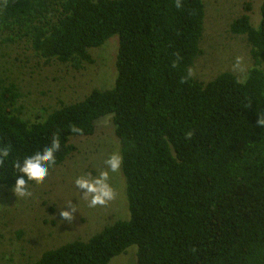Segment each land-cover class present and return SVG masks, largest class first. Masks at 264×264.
<instances>
[{"label": "trees", "instance_id": "trees-1", "mask_svg": "<svg viewBox=\"0 0 264 264\" xmlns=\"http://www.w3.org/2000/svg\"><path fill=\"white\" fill-rule=\"evenodd\" d=\"M203 20V0H0V44H25L45 63L80 67L118 35L111 87L31 118L0 71V186L54 140L48 172L62 164L70 137L92 134L104 115L120 144L129 217L30 264H108L130 245L135 264H264V0L257 26L246 13L229 24L250 46L244 80L192 76Z\"/></svg>", "mask_w": 264, "mask_h": 264}, {"label": "rangeland", "instance_id": "rangeland-1", "mask_svg": "<svg viewBox=\"0 0 264 264\" xmlns=\"http://www.w3.org/2000/svg\"><path fill=\"white\" fill-rule=\"evenodd\" d=\"M262 0H203L204 20L199 42L201 54L190 73L208 82L228 71L244 80L254 64L244 35L232 34L229 24L246 13L253 26L260 20ZM118 35L89 49L92 60L80 67L57 61L45 63L25 44H0V71L14 78L22 91L19 104L24 115L32 117L44 109L81 100L93 88H109L116 74ZM264 67L261 62L259 66ZM74 151L62 164L52 167L46 178L27 184L30 195L20 196L12 188L0 186V264H30L43 251L74 239L87 240L103 227L129 217L125 181L121 168L112 171L106 161L120 156L111 114L99 117L92 134L71 136ZM107 172V183L114 192L105 204L90 206L75 180L81 176L98 178ZM71 208L70 219L62 211ZM136 245L112 257L108 264H135Z\"/></svg>", "mask_w": 264, "mask_h": 264}, {"label": "clouds", "instance_id": "clouds-1", "mask_svg": "<svg viewBox=\"0 0 264 264\" xmlns=\"http://www.w3.org/2000/svg\"><path fill=\"white\" fill-rule=\"evenodd\" d=\"M59 149L58 140H54L51 146L46 147L43 151H37L34 154L24 158L22 161L17 162L15 167L21 174L12 188L15 194L20 196L30 195L27 189L28 181H40L42 182L48 175L49 167L55 162L54 153ZM4 155H7L5 150ZM121 163V158L118 154L112 155L106 164L112 171H116ZM107 172L101 173L98 178L90 179L87 176H81L76 178L75 184L83 193L91 195L90 206L97 204H105L108 200H111L114 196V192L110 185L107 183ZM62 211V217L64 219H70L73 211L71 208Z\"/></svg>", "mask_w": 264, "mask_h": 264}]
</instances>
